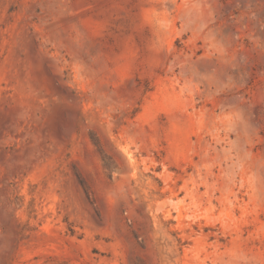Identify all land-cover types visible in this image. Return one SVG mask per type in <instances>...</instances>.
Wrapping results in <instances>:
<instances>
[{"label": "rangeland", "instance_id": "1", "mask_svg": "<svg viewBox=\"0 0 264 264\" xmlns=\"http://www.w3.org/2000/svg\"><path fill=\"white\" fill-rule=\"evenodd\" d=\"M0 264H264V0H0Z\"/></svg>", "mask_w": 264, "mask_h": 264}]
</instances>
